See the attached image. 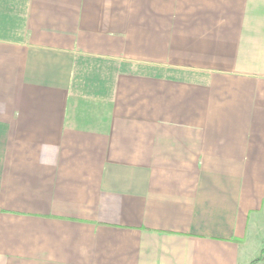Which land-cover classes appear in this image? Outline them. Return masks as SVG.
Wrapping results in <instances>:
<instances>
[{
	"label": "crops",
	"instance_id": "0c3cea01",
	"mask_svg": "<svg viewBox=\"0 0 264 264\" xmlns=\"http://www.w3.org/2000/svg\"><path fill=\"white\" fill-rule=\"evenodd\" d=\"M0 264H264V0H0Z\"/></svg>",
	"mask_w": 264,
	"mask_h": 264
}]
</instances>
